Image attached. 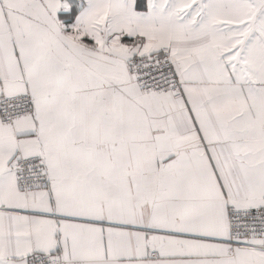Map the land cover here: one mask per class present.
Instances as JSON below:
<instances>
[{"label": "snow or ice", "instance_id": "obj_1", "mask_svg": "<svg viewBox=\"0 0 264 264\" xmlns=\"http://www.w3.org/2000/svg\"><path fill=\"white\" fill-rule=\"evenodd\" d=\"M0 264H264V0H0Z\"/></svg>", "mask_w": 264, "mask_h": 264}]
</instances>
